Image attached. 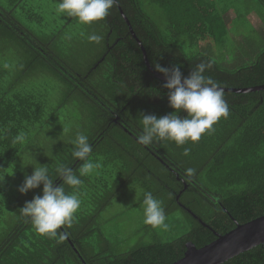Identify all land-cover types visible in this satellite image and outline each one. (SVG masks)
I'll return each mask as SVG.
<instances>
[{
  "label": "trees",
  "instance_id": "obj_1",
  "mask_svg": "<svg viewBox=\"0 0 264 264\" xmlns=\"http://www.w3.org/2000/svg\"><path fill=\"white\" fill-rule=\"evenodd\" d=\"M3 1L7 7L0 6V264H172L184 256L187 242L201 248L215 239L179 203L221 235L233 230L235 222L242 225L264 216V90L224 92L229 116L197 142L138 143L141 113L161 117L173 109L163 87L166 82L145 65L119 11L154 71L155 64L175 65L188 76L203 61L209 65L204 74L221 88L241 89L264 85V0H253L252 9L262 23L257 28L261 37L243 50L233 48L227 38L228 25L236 18L227 17L229 6L220 7L216 0H147L159 12L157 18L147 11L146 0H117L104 20L80 24L84 58L66 35L73 17L46 32L37 6L28 0ZM92 33L103 40L90 42L87 36ZM226 54L231 55L228 61ZM42 79L58 81L55 107L45 106V96L28 90V83ZM71 103L81 109L72 126L70 113L62 112ZM77 131L88 136L90 159H99L101 167L81 177V206L73 225L49 238L20 214L26 201L42 194V185L18 192L27 175L20 166L31 175L36 166L33 155L49 169L55 186L62 183L57 177L61 165L79 175L83 161L72 157L70 143ZM20 132L26 133L27 141L14 144ZM185 148L190 149L188 155L183 154ZM189 168L195 170L192 176L187 175ZM12 181L18 184L15 194L8 192ZM128 191L134 194L128 200L135 199L131 208L142 207L143 191L162 200L166 222L180 228V235L165 237L158 234L161 229L142 222L135 244L121 250L120 234L107 231L102 215ZM176 211L185 218H176ZM224 264H264V244Z\"/></svg>",
  "mask_w": 264,
  "mask_h": 264
},
{
  "label": "clouds",
  "instance_id": "obj_2",
  "mask_svg": "<svg viewBox=\"0 0 264 264\" xmlns=\"http://www.w3.org/2000/svg\"><path fill=\"white\" fill-rule=\"evenodd\" d=\"M116 3L117 0H58L55 12L60 16L75 17L81 25H90L95 21L104 20ZM87 39L98 44L103 37L92 33ZM4 67L7 68L8 65L5 64ZM208 67L209 65L202 61L192 68L188 76H183L175 65H154L155 71L165 77L166 83L163 87L168 90V104L173 111L161 117L141 113L142 132L138 135V143L150 145L158 139L170 140L181 146L188 141L197 142L203 134L213 131V126L222 117L229 116V106L223 89L211 76L204 74ZM181 112L186 115L181 117ZM63 131L67 133L70 129L64 128ZM26 141L27 135L24 132L18 133L13 139L14 144H24ZM70 143L74 146L72 157L83 161L79 175L75 174L72 168L61 165L57 169V177L62 179V183L55 186L49 169L37 163L32 155L31 159L36 166H32L31 175H26L17 189L19 193L25 194L42 185V194L33 196L19 210L37 233L49 238L57 237L58 229L73 225L75 214L81 206V177L90 176L101 167L99 159H90L92 146L84 132L77 131ZM189 152L190 149L185 148L183 154L188 155ZM194 171L191 168L186 170L188 176H192ZM64 185L72 191L66 192ZM142 213L144 224L154 229L169 228L163 201L149 191H143Z\"/></svg>",
  "mask_w": 264,
  "mask_h": 264
},
{
  "label": "rangeland",
  "instance_id": "obj_3",
  "mask_svg": "<svg viewBox=\"0 0 264 264\" xmlns=\"http://www.w3.org/2000/svg\"><path fill=\"white\" fill-rule=\"evenodd\" d=\"M27 2L37 6L41 11L40 17H42L46 22V32H52L59 29L66 21L69 20V17L64 15L60 16L55 12L56 2H58V0H28ZM216 2L219 3L220 7L225 8V6L228 5L229 12L227 13V17H229L230 19H233L234 17L236 18V20L231 23L232 25H228L229 34L227 38L228 40L232 41L231 46L233 48L238 46V49L240 48V50L247 49L249 47L248 44H250L249 42H251V40H256L261 37L260 31L257 28L262 27V23L256 17V8L255 11H252L255 5L253 0H216ZM0 6L6 8L7 4H5L3 0H0ZM145 6L147 11L151 12L156 18L159 16V12L152 5H150L147 0ZM246 12L252 13H250L249 16L245 19L243 18V15ZM249 21L251 22V26L256 30H253L250 27ZM72 22H74L73 26L71 27L69 33L66 35L75 48V53H79V58H84L85 55L83 57H80L81 51L85 48V44H81L82 42H84V39L79 37L80 23L75 17L72 18ZM47 28L50 29L46 30ZM232 36L237 39V41H234ZM5 45L6 44H4L3 46ZM7 56L9 59H13L11 54H8ZM230 57V54H226L227 61L231 59ZM28 84V90H33L38 94V96H45L47 98L45 106L55 107L57 105L60 97L58 81L54 79H42L30 82ZM62 112L70 113L71 120H69V125L72 126L78 123L77 119L81 116V109L76 104L71 103L67 105L66 108L62 110ZM20 168L22 172H26L27 175H29L24 166H20ZM25 176L26 174L23 175L22 181H20L21 184L23 183ZM17 185L18 184L13 181L9 182L10 189L8 192L10 194H15L14 189ZM133 195L134 194L130 193V191L126 192L124 196L116 201L112 205V207L107 209L102 215L104 221L103 226L107 229V231L120 234L118 241L121 242L119 244L121 250H125L128 246H132L135 244L136 238L143 222L142 207H130L135 199H128L129 196L131 198L133 197ZM174 214L176 218H185V216L180 211H176ZM166 223H170L169 228L167 230L161 229L158 234H163L165 237L170 238H176L178 234L180 235V228H172L171 220L170 222L167 221Z\"/></svg>",
  "mask_w": 264,
  "mask_h": 264
},
{
  "label": "water",
  "instance_id": "obj_4",
  "mask_svg": "<svg viewBox=\"0 0 264 264\" xmlns=\"http://www.w3.org/2000/svg\"><path fill=\"white\" fill-rule=\"evenodd\" d=\"M119 11L126 25L129 28L130 34L137 41L140 47L145 65L147 66L149 71L153 74V76L166 82L164 76L160 75L151 68L147 59L146 50L144 49L141 42L136 38L132 30V27L127 17L124 15L123 11L121 9ZM222 89L223 92L249 93V92L264 90V85L251 87V88H241V89H228V88H222ZM181 193L182 192H180L179 195ZM179 195L176 198L177 202H179V197H180ZM179 206H181L192 217L198 220V222L203 227L209 229L215 236V239L201 248H196V246L193 243L187 242L185 244L186 251L184 253V256L181 259L173 262L172 264H224L230 259L248 250H251L259 245L264 244V216L242 225L235 222L236 227L233 230L227 232L226 234L221 235L216 231H214L213 229H211L205 223H203L200 218L194 215L184 205L179 203ZM83 264L85 263L83 262Z\"/></svg>",
  "mask_w": 264,
  "mask_h": 264
}]
</instances>
